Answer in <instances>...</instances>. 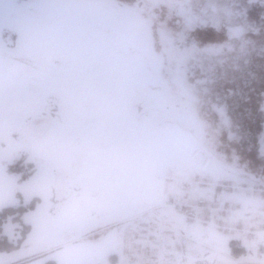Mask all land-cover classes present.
Here are the masks:
<instances>
[{"label": "rangeland", "instance_id": "1", "mask_svg": "<svg viewBox=\"0 0 264 264\" xmlns=\"http://www.w3.org/2000/svg\"><path fill=\"white\" fill-rule=\"evenodd\" d=\"M135 1L0 0V210L26 207L0 264H264V191L194 161L183 125L213 147L220 118L186 110Z\"/></svg>", "mask_w": 264, "mask_h": 264}, {"label": "flooded vegetation", "instance_id": "2", "mask_svg": "<svg viewBox=\"0 0 264 264\" xmlns=\"http://www.w3.org/2000/svg\"><path fill=\"white\" fill-rule=\"evenodd\" d=\"M135 5L132 15L155 36L154 50L166 37L171 82L183 85L178 95L188 102L186 110H208L220 118L226 138L213 147L197 136L194 125H183L196 137L194 161H208L264 191V0H136Z\"/></svg>", "mask_w": 264, "mask_h": 264}, {"label": "trees", "instance_id": "3", "mask_svg": "<svg viewBox=\"0 0 264 264\" xmlns=\"http://www.w3.org/2000/svg\"><path fill=\"white\" fill-rule=\"evenodd\" d=\"M26 207L18 206V207H5L0 210V252L11 251L20 246L23 243L25 237L19 239L20 243H13L10 241L5 235H1L2 232V223L9 215H15L20 217L21 214L25 211ZM28 232V227L26 226L24 233ZM241 250V249H240ZM111 256L110 258H112ZM45 264H55L53 261H46Z\"/></svg>", "mask_w": 264, "mask_h": 264}, {"label": "crops", "instance_id": "4", "mask_svg": "<svg viewBox=\"0 0 264 264\" xmlns=\"http://www.w3.org/2000/svg\"><path fill=\"white\" fill-rule=\"evenodd\" d=\"M70 253L72 254V251ZM81 254H82V251H78L77 250L76 255H75V253H73L74 256L73 257L71 256V258L68 257L67 253H65V254L64 253L63 254L60 253L59 254V257H60L61 261H59L58 257L57 256L55 257V255L53 256V258H55V263L56 264H79L77 259H78V257ZM91 256H93V255H91ZM68 260H69V262H68ZM30 261H28V262L26 261L25 263H22V264H45L44 262L38 261V260L37 261L36 260H32L31 262Z\"/></svg>", "mask_w": 264, "mask_h": 264}, {"label": "water", "instance_id": "5", "mask_svg": "<svg viewBox=\"0 0 264 264\" xmlns=\"http://www.w3.org/2000/svg\"><path fill=\"white\" fill-rule=\"evenodd\" d=\"M196 162L198 163V164H200L201 163V159H196Z\"/></svg>", "mask_w": 264, "mask_h": 264}]
</instances>
